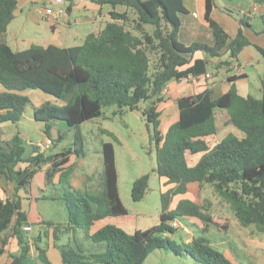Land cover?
Segmentation results:
<instances>
[{"label": "trees", "instance_id": "16d2710c", "mask_svg": "<svg viewBox=\"0 0 264 264\" xmlns=\"http://www.w3.org/2000/svg\"><path fill=\"white\" fill-rule=\"evenodd\" d=\"M91 1L99 10L109 5L108 18L98 32L87 33L81 44H30L14 50L4 35L19 0H0V85L5 89L0 92V126L17 124L30 103L23 92L38 89L64 102L56 105L47 101L33 106L32 116L42 125L49 142L56 146L64 138L60 132L55 138L50 136L54 122L63 121L74 128L70 146L50 154L31 144L30 154L24 156L25 145L19 132L0 140V179L11 188L9 195H0V257L8 258L7 264H27L32 247L42 264H52L39 237L24 229L25 225L42 224L43 233H50L54 246L62 233L71 236L73 244L58 246L60 264H142L157 248L176 255L184 253L198 264H233L203 235L176 242L170 235L177 229L170 222L175 217H193L204 222V231L209 223L219 224L221 217L211 214L210 203L199 198L203 186L210 184L241 226L253 225L256 231L264 232V70L259 76L260 97L238 93L235 82L244 77L242 74L228 76L230 86L215 97L208 86L177 97V119L163 132L158 107L165 100L162 90L169 81L205 75L211 59L218 61L212 63L216 69L228 65L238 61L248 45L264 58V47L253 43L244 31L252 29L250 18L243 14L234 18L238 28L229 35L211 16L217 7L215 0H204L201 19L209 27L213 43L195 39L185 44L178 38L180 15L189 13L184 0ZM66 10L69 13L70 6ZM223 10L230 15L239 13ZM259 18L263 24L260 33H264V10ZM197 52L202 56L195 57ZM224 53L227 58L220 60ZM111 105L119 110H139L148 129L152 128L149 138L155 145V170L168 185L160 192L159 222L132 232L107 223L89 232L98 220L127 214L119 196L114 147L109 141L102 143L97 186L77 191L73 198H62L67 222H30L19 192H26L43 165L47 179L56 173L60 179L67 176L72 170L70 156L84 155L80 124L103 116V108ZM215 108L224 109L228 116L225 124H232L241 134L227 132L211 145L208 137L218 131ZM102 131L115 139L111 132ZM187 153L200 157L190 164ZM148 180V173L133 180L132 200L143 198ZM188 193L193 198L183 196ZM176 196L179 198L174 201ZM78 229L93 242L91 248L80 246L75 235ZM13 239L18 245L17 253L8 250Z\"/></svg>", "mask_w": 264, "mask_h": 264}, {"label": "rangeland", "instance_id": "374dc122", "mask_svg": "<svg viewBox=\"0 0 264 264\" xmlns=\"http://www.w3.org/2000/svg\"><path fill=\"white\" fill-rule=\"evenodd\" d=\"M25 1L20 6L21 10L18 8L15 19L8 26L6 39L14 50L25 49L30 44L43 46L50 43L59 46L79 45L83 42L87 33L98 32L108 18L98 16L96 22L88 19L92 15L97 16V11L93 10L97 6L91 0H71L73 2L71 11L69 13L63 11L59 18L53 21L46 14L39 11L40 8L48 6L50 0ZM184 1L189 8L193 9L190 10V14H181V17L184 19L186 17L197 18L196 0H191L192 4L188 0ZM215 3L217 9H221L232 18H238L241 14L248 16L233 5L231 0H215ZM53 8H63V5H53ZM109 8V5H103L101 10L104 11ZM122 8V6H117V9ZM223 9L237 10L239 13L234 12L233 15H230ZM244 12H248L247 8ZM129 14L134 16L131 11ZM226 14L224 15L227 19H232ZM217 15L220 20H223L224 16ZM259 15L258 12H255V16H248L255 29L259 28V25L263 27L261 21V24L258 22L260 20ZM51 23L55 26L51 27ZM147 28L151 30L149 26ZM210 32L209 27L204 25L198 29L197 35H194V37L208 43L212 39ZM244 48L239 55V60L248 73L247 87L251 95L260 97L259 76L264 68V58L255 50L254 46L248 45ZM207 68L215 70L212 63H209ZM181 84L185 86L188 85V82L184 79L180 82ZM0 89L5 91L1 85ZM23 93L28 96L30 103L25 107L23 116L17 124H10L6 127L0 126V139L8 140L13 133L19 132L25 145L24 156L30 154L31 144L37 145L41 151L49 154L68 148L73 139L74 128L68 127L63 121L54 122L50 130V136L55 138L57 132L64 134L62 141L59 144L56 143L55 146L48 142L42 130V125L32 116L33 106H39L47 101L56 105L64 102L38 89H28ZM217 94H219L218 87L213 90L212 96L215 97ZM159 107L165 106L160 105ZM227 117L224 109L215 108V122L218 131L210 137L211 144L213 140H219L222 133L227 130L225 126ZM161 118L165 120L160 114V122ZM163 125L160 124L162 129ZM102 130L111 132L115 139L108 132ZM151 130V127L148 129L147 121L139 110H129L127 108L119 110L115 105L104 107L103 116L82 122L79 131L82 135L84 155L76 156L72 154L70 156L68 162L69 165H72L70 173L61 177V179L59 173H56L51 179H47L44 173L45 166L43 165V170L33 175L26 192L20 191L23 196V207L28 215L32 219L38 216L43 218L44 221L57 224L66 223L67 213L62 198L65 195L73 198L77 191L84 192L97 186L98 175L102 169V143L109 141L114 147L119 196L127 209V214L98 220L89 228V232H94L107 223L116 225L127 232L157 224L160 214V192L165 191L168 185L164 184V179L160 178L155 170V145L154 141L149 138ZM196 157V160H198L200 155H196ZM20 165L23 166L24 163ZM145 173L149 174L147 190L142 199L134 201L131 198L132 182L136 177ZM1 188L4 190L6 188V191ZM10 192L11 188L6 185L5 181L0 179V195H9ZM34 196H38V199L33 200ZM183 196L193 198L191 193ZM178 198L179 196L174 197V201ZM199 198L202 202L210 203L211 214L221 217V222L216 225L209 223L204 231L203 228L206 225L203 221L193 217H179V221L189 228L190 233L186 234L176 230L170 237L180 243L181 240H185L187 237L203 235L213 247L221 251L233 264H264V232L256 231L253 225L241 226L232 214L228 204L214 193L210 184L203 186ZM75 235L78 243L84 249L93 246V242L82 229H78ZM43 237L42 247L47 250V257L52 262V249L48 247L49 245L47 246L48 238ZM70 237V234L62 233L60 239L56 241L57 246L55 248L63 244H73ZM142 264L198 263L184 253L176 255L169 250L157 248L147 256Z\"/></svg>", "mask_w": 264, "mask_h": 264}, {"label": "crops", "instance_id": "0c3cea01", "mask_svg": "<svg viewBox=\"0 0 264 264\" xmlns=\"http://www.w3.org/2000/svg\"><path fill=\"white\" fill-rule=\"evenodd\" d=\"M29 1H32V0H29ZM24 2H26V1L25 0H19L18 7L15 10V17L17 15L18 8L21 10L20 6ZM188 2L192 4L191 0H188ZM196 2H197V8H198V9L196 8L197 18H192V17L187 18L186 17L184 19L180 15V17H181V27H180V30H179L178 38H179L180 41H182L185 44H188L191 41L195 40L194 35H197L198 29L201 28L204 25L205 26L207 25L204 22H202V19H201L202 15L204 13V0H196ZM72 3L73 2L71 0H65L64 1V3H63L64 12L68 13L67 10H66L68 6H70V11H71ZM184 3H185V1H184ZM231 3L233 5H235L241 12L247 14L250 17L251 16L252 17L255 16V12H258L260 14L264 10V1L260 2V1H257V0H231ZM185 5H186V3H185ZM95 6H97V7H96V9H93V10L97 11V16H93V15H92V17L90 16L88 18L90 21H93V22L98 21L97 20L98 16L99 17H101V16H104V17L106 16L107 17V13H108V10L110 8L109 9H105L104 11H102V10H99L97 4H95ZM186 7L188 8L189 12H190L191 9H193V8H189L187 5H186ZM246 8H247V11H248L247 13L244 12V10ZM101 9H102V7H101ZM217 14H221L222 16H224L223 20H220L218 18ZM224 14H226V13L224 11H222L221 9H217V7L213 8L212 11H211L212 18L215 19L219 24H221L229 35H234L236 30H237V28H238V22L234 18H232L231 16L226 14V16H229V17L232 18V19H227V17H225ZM189 16H191V15H189ZM249 22H250V24L252 26L253 22L251 20ZM258 22L260 23V20H258ZM52 26L54 27L55 25L53 23H51V27ZM261 29H263V27L259 25V28L255 29L252 26V29L251 28H244V31L246 32V34L249 36L250 40L253 43H255V44H257V45H259L261 47H264V33H262V32L260 33ZM7 33H8V27H7V31H6V33L4 35V39L8 43V41L6 39ZM211 37H212V39H211ZM211 37H209V39H211V41L208 42L210 44L213 43L212 34H211ZM244 49L245 48H243V50ZM201 56H202V54L200 52L195 53V57H201ZM226 58H227V53H224L221 56L220 60H224ZM217 62H218L217 60L211 59V63L216 64ZM237 62L243 67L242 75H244V77L236 80L235 83H236V86H237L238 93L245 96L247 94H250L249 93V89L247 87V78H248L247 74L248 73L245 70L244 65L240 62L239 57H238V61ZM230 65H231V63L228 64V65L222 66L220 68H217V69L215 68V70H209L207 68V73L210 74V77H205L204 75H200V76H197V77H189V78L185 79L188 82V85H185V86L182 85V84L180 85V82L182 80H184V79L169 81L167 83V85H166L167 90L163 94L164 97H165V100L159 104V106L162 105V106H165V107H158V109L160 110L161 117H163V119H165V120H162V118H161V122H160L161 126H162V124H164L163 125V129L160 127L162 132L166 129V127L170 123L174 122L177 119V107H176V104L174 103V101H175V99L177 97L182 96V95H188V94H192V93H196V92L202 91L204 89V87H206V86L210 87L212 92L217 87L219 89V94H221L222 92H225L228 89V87L230 86V82L228 81V76L239 75V74H237L235 72V70H233L230 67ZM263 70H264V68H263ZM218 74H221V75H218ZM1 91L2 90L0 89V92ZM219 94H217V95H219ZM169 111H171V112H169ZM225 122H226V120H225ZM6 126H8V125H5V127ZM225 126L227 127V130L224 133H222V136H220L221 138L227 132H234L237 135L241 134L232 124L228 123ZM210 137H208L209 141H210ZM215 142L216 141L213 140L212 144H214ZM196 155H200V154L190 155V154L187 153L186 154L187 161L190 164L195 163L197 161L196 160L197 159ZM36 199H38V196H34L33 197V200H36ZM28 220L30 222H41L44 219L41 218V217H38V216L32 219L28 215ZM30 227H31V229L29 230L28 234H30L31 236H33V235L36 236L37 235L39 237V244L41 246H42V240L44 238L43 236L48 238L47 239V241H48L47 242V246L49 245L48 247H50L52 249V254H53V256H52L53 257L52 264H60L61 257H60L59 250H58L57 247L55 248V246L53 245L52 237L50 236V233L48 235L43 233L44 225H42V224H34V225L30 226ZM185 241H188V239L186 238ZM8 250L10 252H12V253H17L18 252V245L16 244V241L14 239L10 242ZM7 262H8V258H6L5 256H1L0 257V264H7ZM26 263L27 264H42L40 262V260L37 258V255H36V253H35V251L33 250L32 247H31L29 255H28L27 259H26Z\"/></svg>", "mask_w": 264, "mask_h": 264}, {"label": "built area", "instance_id": "2783aa9c", "mask_svg": "<svg viewBox=\"0 0 264 264\" xmlns=\"http://www.w3.org/2000/svg\"><path fill=\"white\" fill-rule=\"evenodd\" d=\"M65 0H50L49 1V5L45 6L43 8H40L39 10L42 11L44 14H46L47 16H49L50 20H57L60 16V14L64 11L63 8H53V5L57 6V5H63ZM230 67L235 70V72L237 74H242L243 73V67L237 62V61H233L230 65ZM205 77H210L209 73H205L204 75ZM167 90L166 86L163 88L162 93H165ZM49 142V140H48ZM39 144V143H38ZM46 145V144H45ZM48 145V143H47ZM46 145V146H47ZM172 227H175L177 230H180L186 234L190 233L189 228L186 225H183L180 221H179V217H175L171 220L170 222ZM24 229L29 231L31 229V227L29 225H25ZM188 241H190L192 239L191 237H187Z\"/></svg>", "mask_w": 264, "mask_h": 264}]
</instances>
